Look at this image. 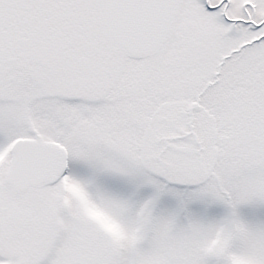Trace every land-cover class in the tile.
Wrapping results in <instances>:
<instances>
[{"label": "snow or ice", "instance_id": "snow-or-ice-1", "mask_svg": "<svg viewBox=\"0 0 264 264\" xmlns=\"http://www.w3.org/2000/svg\"><path fill=\"white\" fill-rule=\"evenodd\" d=\"M0 264H264V0H0Z\"/></svg>", "mask_w": 264, "mask_h": 264}]
</instances>
